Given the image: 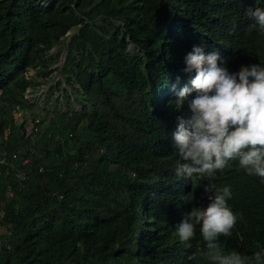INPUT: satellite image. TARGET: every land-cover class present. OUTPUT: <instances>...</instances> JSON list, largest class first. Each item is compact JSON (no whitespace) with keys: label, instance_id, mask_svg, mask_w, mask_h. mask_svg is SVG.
<instances>
[{"label":"trees","instance_id":"obj_1","mask_svg":"<svg viewBox=\"0 0 264 264\" xmlns=\"http://www.w3.org/2000/svg\"><path fill=\"white\" fill-rule=\"evenodd\" d=\"M256 7L264 0H0V264H210L204 243L185 248L158 210L183 196L167 170L168 100L194 45L231 73L264 65V34L249 30ZM53 70L78 110L54 105L51 129L28 132L14 113L38 116L23 91ZM241 170L217 172L213 191L230 186L243 215L221 245L251 256L264 251V182Z\"/></svg>","mask_w":264,"mask_h":264},{"label":"clouds","instance_id":"obj_2","mask_svg":"<svg viewBox=\"0 0 264 264\" xmlns=\"http://www.w3.org/2000/svg\"><path fill=\"white\" fill-rule=\"evenodd\" d=\"M247 14L249 30L264 34V8H249ZM237 65L231 73L218 52L206 54L203 45H194L185 56L181 89L170 90L176 100H168L177 126L168 143L174 164L167 170L183 196L162 202L158 210L172 221L173 236L185 248L196 237L204 243L199 256L210 264H264L261 248L246 256L220 243L233 235L243 215L228 203L230 186L213 191L216 173L238 162L243 174L264 182V65ZM192 181H201L196 192L190 191Z\"/></svg>","mask_w":264,"mask_h":264},{"label":"rangeland","instance_id":"obj_3","mask_svg":"<svg viewBox=\"0 0 264 264\" xmlns=\"http://www.w3.org/2000/svg\"><path fill=\"white\" fill-rule=\"evenodd\" d=\"M60 61H61V55L59 56V59L57 60L56 63H60ZM55 72H57V70H53L50 73L53 76L49 77L44 83L39 84V86L35 90L36 91L35 95L38 96V99L35 100L36 103L34 104L33 107L35 111L38 110L37 115L43 119L40 127L44 130V133H45V130L49 131L51 129V125L50 124L47 125V123H48L49 118L53 116V110L51 109H53L54 105L57 109L64 110L68 107V104H69V107H71L73 110H78V103L75 101L73 93L69 97L70 103L66 104L65 102H63L64 94H61V91H59L60 90L59 87L63 85L62 81L60 82V85L57 88L51 85L53 81L55 80V74H54ZM32 73H33L32 68H27L26 75H30ZM58 93H60L62 96L59 95L57 96V98H55V96ZM31 98H32V95H31ZM45 99H47V101ZM46 103L47 104L49 103L48 108L46 106L43 107ZM21 119L25 120L24 124L26 125L27 118L24 113L21 114ZM13 121L14 123L18 122L16 117H13Z\"/></svg>","mask_w":264,"mask_h":264},{"label":"built area","instance_id":"obj_4","mask_svg":"<svg viewBox=\"0 0 264 264\" xmlns=\"http://www.w3.org/2000/svg\"><path fill=\"white\" fill-rule=\"evenodd\" d=\"M25 75H26V72H25ZM60 91V90H59ZM36 91L34 88H30L29 86L25 87L24 91H23V96L33 102L34 104L36 103L35 100L38 99V96L35 95ZM31 95H32V98H31ZM57 96H59V94H57ZM30 97V98H29ZM49 104V103H48ZM48 104L46 103L43 107L47 106L48 108ZM14 117L17 118L18 122L17 123H22L24 128L28 131V132H36L39 128H41V123H42V120L40 118H38L37 116H27L26 115V118H27V123L26 125L24 124V121L23 119H21V114L20 113H14ZM69 135V132L67 133ZM57 138V135H54L53 136V139L55 140ZM14 155V154H12ZM23 161L22 162H26L27 161V158H23L22 159ZM1 162H3V160L0 159ZM37 169L38 170H41L42 167L39 165L37 166ZM4 193L6 195H11L12 191H11V188L9 186H6L5 189H4Z\"/></svg>","mask_w":264,"mask_h":264}]
</instances>
